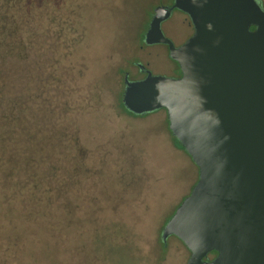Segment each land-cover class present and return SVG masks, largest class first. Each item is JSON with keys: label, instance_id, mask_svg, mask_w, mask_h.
<instances>
[{"label": "flooded vegetation", "instance_id": "1", "mask_svg": "<svg viewBox=\"0 0 264 264\" xmlns=\"http://www.w3.org/2000/svg\"><path fill=\"white\" fill-rule=\"evenodd\" d=\"M173 3L0 0V264H20L30 243L49 246L66 264H101L115 254L125 239L120 224L137 222L145 187L137 141L157 136L186 163L181 178H191L160 232L163 247L182 244L163 240L162 229L198 169L164 109L137 114L124 104L128 83L160 75L154 63L180 75L168 43L145 42L158 7L170 10L160 30L173 47L192 36L189 16ZM151 115L155 124L140 130L137 118Z\"/></svg>", "mask_w": 264, "mask_h": 264}, {"label": "water", "instance_id": "2", "mask_svg": "<svg viewBox=\"0 0 264 264\" xmlns=\"http://www.w3.org/2000/svg\"><path fill=\"white\" fill-rule=\"evenodd\" d=\"M192 36L173 47L154 11L145 42L168 43L180 75L128 83L125 106L164 109L198 169L162 229L188 250L186 264H264V8L257 0H174Z\"/></svg>", "mask_w": 264, "mask_h": 264}, {"label": "rangeland", "instance_id": "3", "mask_svg": "<svg viewBox=\"0 0 264 264\" xmlns=\"http://www.w3.org/2000/svg\"><path fill=\"white\" fill-rule=\"evenodd\" d=\"M258 2L264 8V0ZM97 51L100 54L102 49ZM92 53L94 54V50ZM154 65H160L161 68L152 70L153 74L172 77L168 71L170 68L168 64L156 62ZM14 74L22 75L18 70ZM14 74L11 79L17 78ZM153 116L137 118V127L146 130L153 126L155 124L151 121ZM137 146L141 149L142 172L145 175L143 180L145 187L137 192V222L134 225L120 224L121 236L125 239L115 246V254L109 256L106 261L103 259L101 264H186L188 256L182 244L174 239L168 240L166 247L160 243V232L164 221L178 201L186 196L191 186L189 175L181 178L180 170L186 168V163L182 161L178 152L172 150L158 136L148 142L137 141ZM186 173L188 174L187 171ZM65 247L66 245H62L63 249ZM70 252L74 255L76 250ZM71 253L67 254L69 260ZM24 254L26 256L20 264H57L55 259L61 264H66L68 261L66 256L55 258L53 250L47 245L30 243ZM94 262L100 264V259L97 263Z\"/></svg>", "mask_w": 264, "mask_h": 264}, {"label": "trees", "instance_id": "4", "mask_svg": "<svg viewBox=\"0 0 264 264\" xmlns=\"http://www.w3.org/2000/svg\"><path fill=\"white\" fill-rule=\"evenodd\" d=\"M177 144H178L179 146H181L179 142H177Z\"/></svg>", "mask_w": 264, "mask_h": 264}]
</instances>
